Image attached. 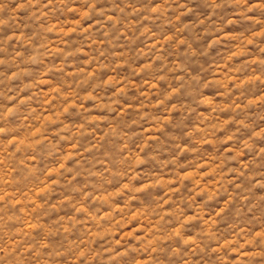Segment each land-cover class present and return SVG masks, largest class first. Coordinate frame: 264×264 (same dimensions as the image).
Returning <instances> with one entry per match:
<instances>
[{
  "label": "clouds",
  "instance_id": "9594fccd",
  "mask_svg": "<svg viewBox=\"0 0 264 264\" xmlns=\"http://www.w3.org/2000/svg\"><path fill=\"white\" fill-rule=\"evenodd\" d=\"M0 264H264V0H0Z\"/></svg>",
  "mask_w": 264,
  "mask_h": 264
}]
</instances>
